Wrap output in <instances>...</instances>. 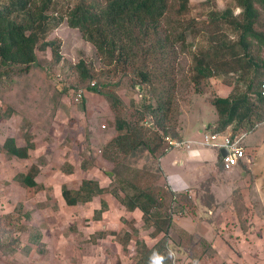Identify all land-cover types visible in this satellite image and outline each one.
Listing matches in <instances>:
<instances>
[{
    "label": "rangeland",
    "instance_id": "obj_1",
    "mask_svg": "<svg viewBox=\"0 0 264 264\" xmlns=\"http://www.w3.org/2000/svg\"><path fill=\"white\" fill-rule=\"evenodd\" d=\"M189 1L188 16L168 17L161 26L163 34L172 32L168 25L170 20L174 27L181 28L174 35L180 34L187 25L200 30L199 33L186 32L184 43L162 46L165 64L158 68L166 72L167 79L175 86L171 121L164 132L172 137L176 136L179 111L190 110L191 116L206 119L214 116L205 96L199 95L191 83L193 55L224 43L233 44L239 36L231 25L233 20L240 19L236 0H215L210 7H204L203 0ZM75 2L55 0L57 8L65 9H70ZM253 4L258 14L254 30L264 34V8ZM228 7L231 10L229 22L222 24L218 35L212 33L208 14L223 12ZM49 15L56 14L52 10ZM47 42L59 46L61 60L58 63L52 56L51 46L37 49L36 62L29 67L28 73L18 74L0 87V145L11 138L19 147L33 146L29 158L22 161L0 150V264H135L142 254L135 253L137 241L151 249L162 240L171 250L168 254L172 264H193L195 260L198 264H264V222L261 221L264 210L260 209L258 196L248 208L241 203L246 209L238 217L244 221L233 223L229 220L228 211L232 209L226 197L218 199L217 205L211 200L199 211L193 205L188 213L195 197L191 191L183 193V199L172 198L163 191L157 197H161L156 206L160 207L153 208L150 215L159 212L160 221L169 217V228L156 236L154 225L142 229L141 212L127 211L125 192L120 190L118 180L129 192L131 186L137 184L138 177L142 180L138 184L147 181L145 185H138L140 188H154L155 182L163 188L167 185L166 180L165 185L160 184L159 155L150 151L154 144L162 148L158 134L149 133V139L147 135L146 147L127 156L125 151L119 150L121 155L114 159L105 145L115 134L114 116L120 119L123 128L137 129L140 117L148 113L144 112V106L154 104L151 89H143L138 84L132 86L138 81L129 69L114 68L109 74L100 76L99 71L109 67L100 62L93 46L82 39L79 31L69 28L65 21L46 36ZM247 54L264 58L261 46L254 39H248ZM79 60L94 70L92 81L97 84L94 92H90L86 84L78 83L73 67ZM156 60L152 57L147 61L150 65ZM159 82L164 83L165 79ZM80 88L85 93L79 101L77 90ZM213 89L217 92L216 85ZM147 92L150 98L141 99L144 95L148 97ZM104 122L106 125L102 129ZM32 165L39 168L35 177L37 187L25 188L15 176L25 173ZM70 170L71 174H67ZM195 173L198 179L205 176L200 168ZM82 180L97 182L105 193L90 203L74 207L54 197L63 185L77 190ZM217 187L221 188L220 184ZM154 193L158 194L156 189ZM240 193L238 189L237 196ZM237 196L232 193L230 198ZM101 201L107 207L96 221L94 213L101 208ZM239 202L235 201L233 210L238 211L236 204ZM176 204L185 209L181 216L169 213ZM131 221L137 233L128 224ZM229 235L231 238L227 239Z\"/></svg>",
    "mask_w": 264,
    "mask_h": 264
},
{
    "label": "trees",
    "instance_id": "obj_2",
    "mask_svg": "<svg viewBox=\"0 0 264 264\" xmlns=\"http://www.w3.org/2000/svg\"><path fill=\"white\" fill-rule=\"evenodd\" d=\"M213 1L215 0H203L202 5L210 7ZM254 2L264 8V0L235 2L240 19L233 20L231 25L233 31L239 33L237 42L211 47L192 57L194 67L191 83L197 93L205 95V100L216 112L217 120L210 128L214 133L223 134L230 128L228 133L231 136L242 137L254 131L263 122L264 100L260 96V83L264 71V58H254L247 54L248 39H254L261 46L264 54V34L254 30L258 16ZM52 10L55 16L49 15ZM190 11L189 0H76L70 9L57 8L55 0H0V87L6 82L10 83L14 76L28 73L29 67L36 62L37 49L43 50L51 46L55 61L58 63L61 60L59 46L45 43V38L65 21L69 28L79 31L82 39L93 46L100 62L109 67L108 70L99 71V75H107L114 68H120L122 71L129 69L138 81L132 83V86L138 84L143 89L144 87L151 89V99L154 104L144 106V112L147 111L150 116L148 122L149 125L152 124L151 126L142 125L145 116H141L135 136L132 133L122 134L121 130L124 129L122 122L114 116L119 135L105 145L106 149L111 151L112 158L120 156L122 152L119 150L123 151L122 148L127 149V156L140 147H146L147 135L148 139L151 138L149 133L153 131L158 134L162 144L159 132L164 134L169 127L175 91L173 81L167 79L166 72L158 68L165 64L162 46L184 43L186 32L199 33L200 30L196 31L193 26L187 25L180 34L174 35V32H178L181 28L174 27L170 20L168 25L172 32L163 34L161 26L168 17L183 18L188 16ZM208 16L213 26L211 32L218 35L222 30V24L229 22L231 10L228 7L223 12ZM152 57H156L157 60L149 65L147 60ZM73 69L78 83H84L89 89L96 90V87L90 86L94 71L92 67L79 60ZM164 79V83L159 82ZM211 79H217L222 85L230 87L228 96H219L212 88ZM149 98L148 94V97L144 95L141 99ZM152 143H154L153 139ZM32 149V144L19 147L11 138L0 145V150L17 161L27 160ZM150 151L158 154L159 158L165 154L163 145L162 148L161 146L158 148L154 144ZM79 167L85 168V166ZM38 172V166L32 165L25 173H18L15 180L25 188H36L35 177ZM67 174H71V170ZM140 179L141 177L135 179L137 184L131 186L130 192L124 187L123 182L118 180L121 185L120 190L125 192L124 205L129 212L136 210L141 212L142 229L153 225L157 227L154 232L156 236L165 232L170 224L169 217L166 221L159 220V212L150 215L153 208L160 207H156L161 198L157 197L163 191L165 193V190L156 182L154 188L151 186L140 188L138 185L147 183L146 181L138 184ZM154 189L158 194L154 193ZM104 193V189L97 182L82 180L75 191L64 185L61 186L59 196L66 206L74 207L90 203L94 197ZM100 204L101 208L94 213L96 221L101 218L107 207L105 202L101 201ZM193 205L190 204L188 213L193 210ZM173 209L177 214L185 211L180 204H176ZM128 224L134 229V233H137L134 221ZM169 251L171 250L164 240L159 241L151 249L146 247L144 242L137 241L135 253L137 256L142 254L135 264H172ZM193 264H198V261L195 260Z\"/></svg>",
    "mask_w": 264,
    "mask_h": 264
},
{
    "label": "crops",
    "instance_id": "obj_3",
    "mask_svg": "<svg viewBox=\"0 0 264 264\" xmlns=\"http://www.w3.org/2000/svg\"><path fill=\"white\" fill-rule=\"evenodd\" d=\"M210 83L212 88L213 85H216L219 96H228L231 90L228 86L222 85L217 79H211ZM213 115V118L206 119L198 117V115L191 116L190 110L179 111L177 135L183 140L200 141L203 133L214 126L217 120L214 109ZM210 116L211 114L209 113ZM228 131H230V128L226 133ZM240 141L245 150V160L228 171L222 169L220 153L215 148L207 149L196 146L195 149L192 148L190 151L173 150L163 155L159 158L157 164L161 172L160 184L165 185V180L167 179L173 187L178 185V189L186 185L189 188V192L191 191L195 195L193 203L198 211L201 207H207L206 205L211 200H213L214 205H217V200L223 197L228 198L227 202L230 205V197L232 193H236L237 196L238 189H240L241 193L236 197L237 201H240V199L242 201L243 199L245 206L248 208V204L253 203L255 197L258 196L260 197L258 201L261 202L260 209L262 207L264 210V203H262L264 202V122L259 124L254 131L240 137ZM198 168L202 170V174H205V176L202 175L201 179L195 178V171ZM217 184H220L221 188L218 189L219 186L217 187ZM59 193L60 191L54 197L61 198L58 195ZM249 196H253V199H249ZM209 197L210 199H208ZM230 208L232 209V206ZM229 211H232V213ZM229 211V220L232 219L231 222H243L240 217L233 215V210ZM132 213H138V210ZM261 221L264 222V216ZM194 235L196 234L194 233ZM228 238H231V236H227Z\"/></svg>",
    "mask_w": 264,
    "mask_h": 264
},
{
    "label": "clouds",
    "instance_id": "obj_4",
    "mask_svg": "<svg viewBox=\"0 0 264 264\" xmlns=\"http://www.w3.org/2000/svg\"><path fill=\"white\" fill-rule=\"evenodd\" d=\"M218 1V0H217ZM264 72V71H263ZM97 84L95 83V82H93L92 81V83L90 84V86L91 87H95ZM98 87H99V85H98ZM97 88V87H96ZM76 90V89H75ZM88 90L90 91V92H94L93 90H91V89H89L88 88ZM85 93V90L84 89H82V88H80V89H78L77 90V100L79 99V101L82 99V96H83V94ZM261 96V95H260ZM262 98V97H261ZM263 99V98H262ZM264 100V99H263ZM115 119V118H114ZM150 119V116H149V114H147V116H145V119H144V121H143V123H142V125H144L145 127H149V126H151L152 124H150L149 125V122H148V120ZM263 122H264V119H263ZM262 122V123H263ZM261 123V124H262ZM105 125H106V123L104 122V124H102V129H104L105 128ZM114 127V128H113ZM113 129H114V132H115V134H114V136H113V138L114 137H116L117 135H119V133L117 132V130H116V127H115V120H114V125H113ZM121 132H122V134H129V133H132L134 136H135V134H136V130H129V129H122L121 130ZM159 135H160V138H161V141H162V145H163V147H164V152H165V154H167V153H169V152H172L173 150H187V151H190L192 148H196V146H199V147H202V148H207V149H210V148H215V149H217L218 151H219V155H220V159H221V167H222V169L223 170H226V171H228V170H231L232 168H234V167H236V166H238L239 164H241V162L242 161H244L245 160V156H244V158L243 159H241V160H239L238 161V163L235 165V166H231V167H229V168H225V158L228 156V151H227V149L226 148H223V147H221V144H222V142H223V139L225 138V137H227V136H231L229 133H214V132H212L211 131V129H209L207 132H205V133H203V135H202V138H201V140L200 141H197V140H183V139H181V138H179V136L177 135V131H176V136H174V137H172V136H170V135H164L163 133H161V132H159ZM210 136H216L217 137V139H216V141H210L209 142V145H206L205 143H204V140H205V137H210ZM231 137H235V136H231ZM238 138H239V140H240V137L239 136H237ZM112 138V139H113ZM166 138L167 139H169V140H171V141H175V142H177L178 144H179V146H177V147H175V146H170L169 145V143H168V141L166 140ZM110 141V140H109ZM213 145H217V146H213ZM240 147L243 149V151H244V153H245V150H244V148L242 147V145H241V141H240ZM122 150H123V152L125 151V153L127 154L128 152H127V149H125V148H122ZM225 152L226 153V155L224 156V157H222L221 156V152ZM102 153V152H101ZM164 154V155H165ZM158 161H159V159H158ZM159 168V167H158ZM158 170V169H157ZM159 172H160V169H159ZM158 172V173H159ZM159 175H161V172L159 173ZM166 181H167V185L166 186H164V188L163 187H161V188H163V190H165V192L166 193H170L171 195H172V197L173 198H175V197H178V196H181V195H183V193H185L187 190H189V188L186 186V185H183L180 189H178V185L177 186H175V187H173L172 185H171V182H169L167 179H166ZM158 182V181H157ZM159 186V185H158ZM184 195H186V194H184ZM99 196H101V195H99ZM96 197H98V196H96ZM95 198V197H94ZM237 199L235 198V199H231V204H230V206H232V210H233V204L235 203V201H236ZM63 201V200H62ZM64 202V201H63ZM240 204H236V207L238 208V211H237V209L236 208H234V215L235 216H237L238 217V214L245 208L244 206L243 207H241V203H243V200L241 201V199H240V202H239ZM193 204V203H192ZM243 205V204H242ZM195 206V205H194ZM174 207V206H173ZM173 207H172V211L171 212H169V213H172L173 215L174 214H176V215H178V216H181V213H179V214H177L174 210H173ZM246 209V208H245ZM128 211V210H127ZM129 213H132V212H129ZM101 219V218H100ZM99 219V220H100ZM98 220V221H99ZM242 223V222H241Z\"/></svg>",
    "mask_w": 264,
    "mask_h": 264
},
{
    "label": "built area",
    "instance_id": "obj_5",
    "mask_svg": "<svg viewBox=\"0 0 264 264\" xmlns=\"http://www.w3.org/2000/svg\"><path fill=\"white\" fill-rule=\"evenodd\" d=\"M260 95L264 99V72L260 83ZM216 136L205 137L204 143L209 145L210 141H216ZM170 146H179V144L175 141H171L166 138ZM217 146V145H213ZM221 147L226 148L228 151V156L225 158V168H229L231 166H235L239 160L243 159L245 153L243 149L240 147V140L237 136L231 137L227 136L223 139Z\"/></svg>",
    "mask_w": 264,
    "mask_h": 264
},
{
    "label": "water",
    "instance_id": "obj_6",
    "mask_svg": "<svg viewBox=\"0 0 264 264\" xmlns=\"http://www.w3.org/2000/svg\"><path fill=\"white\" fill-rule=\"evenodd\" d=\"M225 155H226V153L222 151L221 156L224 157Z\"/></svg>",
    "mask_w": 264,
    "mask_h": 264
}]
</instances>
